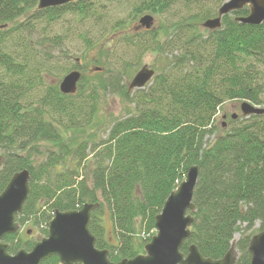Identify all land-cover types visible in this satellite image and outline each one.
<instances>
[{"label":"trees","instance_id":"1","mask_svg":"<svg viewBox=\"0 0 264 264\" xmlns=\"http://www.w3.org/2000/svg\"><path fill=\"white\" fill-rule=\"evenodd\" d=\"M122 1L127 0H76L37 10L39 0H0V193L15 173L28 169L30 194L17 221L20 227L30 223L45 237L56 211L99 203L90 229L96 246L119 262L145 253L168 196L185 180L189 168L198 165L194 222L182 253L187 256L195 244L204 257L222 259L235 234L241 233L237 264H250L254 235L250 230L257 222L259 232L264 230V113L243 115L239 123L231 117L232 125L220 133L215 123L226 101L264 103L260 86L264 22H241L239 18L250 12L245 6L222 17L220 28L209 30L204 23L218 16L226 0L213 11L206 7L209 0H132L135 18L151 15L153 24L140 28L139 19L135 31L126 36L130 57L115 62L122 59L127 64L98 82L90 80L82 58L74 59V53L64 50L54 53L64 45L67 33L48 35L37 29L38 36L33 35L36 21L53 24L67 15L90 19L101 34L108 27L121 31L122 21L109 25L108 9ZM176 4L195 6L199 12L174 31L168 27L152 31L153 14L163 15ZM32 11L35 14L27 18ZM201 27L206 30L201 32ZM145 53L174 57L169 67L155 71L147 91H129V84L121 81ZM100 60L91 62L101 68L93 71L102 75L106 67L101 65L109 64ZM73 70L82 73L78 89L63 94L59 85ZM44 75L63 78L59 84L46 85ZM103 90L119 94L131 106L112 121L105 140L88 133L98 124ZM45 145L47 156L35 163ZM106 209L117 243L106 235ZM3 240L12 254L30 251L38 241L25 239L21 231ZM42 264L61 263L52 256Z\"/></svg>","mask_w":264,"mask_h":264},{"label":"water","instance_id":"2","mask_svg":"<svg viewBox=\"0 0 264 264\" xmlns=\"http://www.w3.org/2000/svg\"><path fill=\"white\" fill-rule=\"evenodd\" d=\"M73 1L76 0H39L37 8L58 7ZM245 6H249L250 12L246 17L239 18L241 22L252 25L264 22V0H226L219 8L218 16L207 20L203 26L216 30L221 27L222 17ZM153 21L151 15L143 16L140 28L149 29ZM94 70L100 71L101 68ZM154 75V69L144 65L131 79L129 91L143 89ZM81 78L79 70L71 71L61 81L60 91L67 95L76 93ZM241 111L244 116L264 113V109L249 102L241 104ZM199 176L200 167H190L185 180L168 196L156 217V235L145 245L146 253L113 262L108 250L96 246L97 239L90 229L92 214L99 208V203H86L79 210L56 211L49 222L48 235L37 241L30 251L9 252V244L3 239L20 231L17 217L30 194L31 174L28 169H23L12 176L0 193V264H42L52 256H57L61 264H237L236 243H232L226 255L219 260L204 257L195 244L190 246L187 256L181 251L194 222L193 197ZM249 252L250 264H264V230L252 237Z\"/></svg>","mask_w":264,"mask_h":264},{"label":"rangeland","instance_id":"3","mask_svg":"<svg viewBox=\"0 0 264 264\" xmlns=\"http://www.w3.org/2000/svg\"><path fill=\"white\" fill-rule=\"evenodd\" d=\"M220 1L221 0H209L206 3V7L213 11V9H215L216 4L218 5V2ZM133 8L134 3L132 0L114 3L109 6V25L112 26L115 25L116 22L122 21L124 23V28L121 31L115 30L113 32L111 27H108L105 34H101L98 27H96L95 23L93 21H90V19L77 20V18H75L74 16L67 15L63 18V20H60L59 22H55L53 24H48L46 19H43V21H36L35 24L38 25V28L35 27L36 30H34L35 28H33L32 32L34 37L38 36L37 29H39L40 31L42 30L48 35H52L55 33H67L63 36L64 45L58 51L57 49H54V53L58 55V52H62V50L67 51L69 53H74V59L82 58V63L83 65H86V74L88 75L90 80L96 82L102 80L105 81L109 76H113L116 72L120 71L121 67L127 64V62H124L123 60L128 59V57H130L131 55L128 52L131 49L125 45V42L127 41L126 36L131 35V33L135 31L133 27L138 25L139 19L142 15H144L142 14L135 18L133 14ZM37 10L39 9L37 8ZM198 12L199 8L195 6L187 7L183 4H176L173 8H171L168 12L163 15L153 14L156 19L154 27L151 30L160 32V28L168 27L170 31H174V26L180 23L183 24L185 22H190L187 21L188 17H191V19L194 20V15ZM233 12L234 11H232V13ZM34 14L35 11H32L27 18H32ZM201 28V32H204L206 30L203 27ZM25 32L27 33V31ZM144 36H146L147 38H151L149 34H145ZM165 37V35H162V39H164ZM175 54L176 52H174V55ZM120 57H122L123 60L121 59L120 62L115 63L119 60ZM173 57L174 56L171 54H168V56H160L156 53H145L141 58L140 64L135 67V69L128 68V75L122 79L121 84L127 86L130 83L134 74L144 65H147L149 68L155 69L156 74H159L161 71L170 66L169 64L173 60ZM74 59H72V62H74ZM97 59H101V64L104 62L105 64L108 63L110 65H101L103 67H106V70L103 72L102 75L96 74L97 72L93 71V69H95L98 64H94L91 61ZM62 78L63 77L58 78L55 75H44L42 79L46 85H50L56 83L59 84ZM152 83L153 81L147 84L146 87L142 90L147 91V89L152 86ZM260 84L261 88L264 89V77L260 79ZM262 99L264 101V94L262 95ZM245 101L248 102V100L226 101V103L219 109L217 114L215 123L217 133H220L223 127L229 128L232 125L230 123V118H233L234 115H237L235 118H233L237 121L236 123H239L242 120L244 116L241 111V104ZM255 106L264 108V103L261 105L255 104ZM130 107L131 106L128 105L127 102L119 94H111L103 90L100 94L98 103V124H96V128L94 130L90 129L88 133H95V139H107L112 121L122 118L125 115L126 111L130 109ZM224 116L226 117L224 118ZM48 146L49 145H45V147H42V149H40L41 153L36 154L35 163H39V161L45 159L48 154L45 152L47 149L46 147ZM1 156L2 153L0 151V164L2 163ZM90 157L91 155L89 156V158ZM104 225L107 229L106 235L109 238L111 237L112 242L117 243L116 239H114L113 237V225L109 218V211L107 209ZM259 228L260 223L257 222L252 228V230H250V233L254 235L260 233ZM21 234L25 239H33L38 241L45 237L40 229L33 227L30 223L25 224L23 227H21ZM240 234L241 233L235 234L233 243H236L239 240Z\"/></svg>","mask_w":264,"mask_h":264},{"label":"flooded vegetation","instance_id":"4","mask_svg":"<svg viewBox=\"0 0 264 264\" xmlns=\"http://www.w3.org/2000/svg\"><path fill=\"white\" fill-rule=\"evenodd\" d=\"M224 117H226V116H224Z\"/></svg>","mask_w":264,"mask_h":264}]
</instances>
